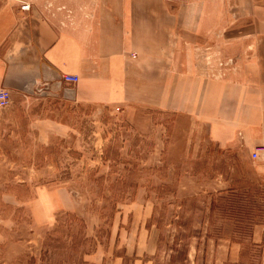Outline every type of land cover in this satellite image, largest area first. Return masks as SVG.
Returning <instances> with one entry per match:
<instances>
[{
  "label": "rangeland",
  "instance_id": "rangeland-1",
  "mask_svg": "<svg viewBox=\"0 0 264 264\" xmlns=\"http://www.w3.org/2000/svg\"><path fill=\"white\" fill-rule=\"evenodd\" d=\"M27 93L0 109V264H112L135 239L150 264H260L250 234L264 183L235 151L169 111Z\"/></svg>",
  "mask_w": 264,
  "mask_h": 264
},
{
  "label": "crops",
  "instance_id": "crops-1",
  "mask_svg": "<svg viewBox=\"0 0 264 264\" xmlns=\"http://www.w3.org/2000/svg\"><path fill=\"white\" fill-rule=\"evenodd\" d=\"M50 1L0 0V87L12 101L40 88L72 104L176 113L264 183V0ZM40 192L64 208L59 188ZM152 241L147 233L145 249ZM250 242L264 264V218ZM139 246L126 244L111 263L125 254L150 264Z\"/></svg>",
  "mask_w": 264,
  "mask_h": 264
},
{
  "label": "built area",
  "instance_id": "built-area-1",
  "mask_svg": "<svg viewBox=\"0 0 264 264\" xmlns=\"http://www.w3.org/2000/svg\"><path fill=\"white\" fill-rule=\"evenodd\" d=\"M28 7V4H23L22 8ZM62 79L67 82H77L78 81V76L75 74H69L65 73L62 74ZM12 99H11V94L10 92L5 88V87H0V109L6 108L10 105ZM264 149V147H261ZM261 148H256L251 154L253 158H256L257 152Z\"/></svg>",
  "mask_w": 264,
  "mask_h": 264
}]
</instances>
